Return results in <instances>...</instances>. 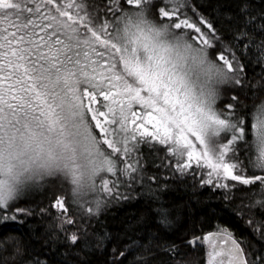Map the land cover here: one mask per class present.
Returning a JSON list of instances; mask_svg holds the SVG:
<instances>
[{
    "label": "snow or ice",
    "instance_id": "snow-or-ice-1",
    "mask_svg": "<svg viewBox=\"0 0 264 264\" xmlns=\"http://www.w3.org/2000/svg\"><path fill=\"white\" fill-rule=\"evenodd\" d=\"M191 252L264 264V0H0V264Z\"/></svg>",
    "mask_w": 264,
    "mask_h": 264
},
{
    "label": "trees",
    "instance_id": "trees-1",
    "mask_svg": "<svg viewBox=\"0 0 264 264\" xmlns=\"http://www.w3.org/2000/svg\"><path fill=\"white\" fill-rule=\"evenodd\" d=\"M256 4L257 6L260 5V0H256ZM175 196L177 198H180L181 196H183V193L181 191H176L175 192ZM197 216L198 217H202L204 215V213H212L215 212L222 220H227L230 223H232L238 232L243 231V225L241 222L235 220L232 217L231 211L229 209H227L224 206H220L218 204V202L216 201H211L208 203V206L201 208H197ZM113 212L115 213L116 210L113 209ZM117 215L121 216L123 215L122 212L117 213ZM13 227H15V225H13ZM27 230V226H24L23 228L20 229L21 232H24ZM170 233V237L171 235H175V233L172 232V230L168 229L166 230ZM131 235V233H130ZM145 237V242H147V236L143 231L137 230L136 234L133 236V239L136 240H140L141 237ZM39 250V249H38ZM60 250H63L62 248ZM109 253H110V247H109ZM88 259L91 260V264H102L103 260H104V256L101 255L100 253H96L94 255H91L90 257H88ZM187 261L189 262V264H196L197 260H198V254L195 252H191L189 255H187L186 257Z\"/></svg>",
    "mask_w": 264,
    "mask_h": 264
}]
</instances>
